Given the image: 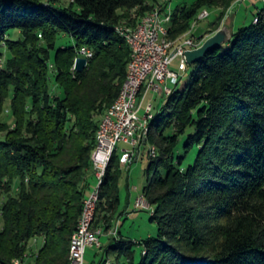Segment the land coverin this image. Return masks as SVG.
Instances as JSON below:
<instances>
[{
    "label": "trees",
    "instance_id": "1",
    "mask_svg": "<svg viewBox=\"0 0 264 264\" xmlns=\"http://www.w3.org/2000/svg\"><path fill=\"white\" fill-rule=\"evenodd\" d=\"M231 1L176 6L168 37L184 33L204 7ZM156 4L0 0V114L7 102L15 119L0 134V264H70V238L88 193L83 173L100 116L117 97L130 57L116 26L135 24ZM132 9L138 18L130 17ZM12 29L21 38H10ZM59 36L73 44L57 45ZM4 48L11 54L5 61ZM82 48L93 55L77 71ZM193 65L189 81L173 88L149 122L157 156L143 192L154 205L156 235L141 239L138 260L134 242L118 236L108 251L115 260L90 264H264V7ZM50 75L61 94L49 91ZM194 148L193 161L183 166ZM120 167L115 152L100 185L94 228L106 216L104 205L118 203ZM35 237L42 245L27 257Z\"/></svg>",
    "mask_w": 264,
    "mask_h": 264
},
{
    "label": "built area",
    "instance_id": "2",
    "mask_svg": "<svg viewBox=\"0 0 264 264\" xmlns=\"http://www.w3.org/2000/svg\"><path fill=\"white\" fill-rule=\"evenodd\" d=\"M172 10L168 4L166 6L156 4L154 9L141 16L135 24L116 26L130 48V57L119 93L99 120L96 144L91 152V164L99 182L85 197L76 228L71 235L70 264H85L87 247H101L102 231L98 227H93L100 185L113 154L117 153L119 142L130 145L118 153L120 164L124 166L136 160L139 146L147 142L149 122L154 117L153 104L147 102L143 105L147 93L154 91L159 94H170L173 88L168 82L177 84L180 76L179 72L170 68V64L179 57V70H186L188 64L184 57L185 50L199 46L194 37L182 42L168 37ZM208 16L207 10H202L198 15L199 18ZM92 55L91 50L82 48L77 57H85L88 62ZM149 156L152 158L157 156L154 145H151ZM146 203L143 195L136 199L137 206H145Z\"/></svg>",
    "mask_w": 264,
    "mask_h": 264
},
{
    "label": "rangeland",
    "instance_id": "3",
    "mask_svg": "<svg viewBox=\"0 0 264 264\" xmlns=\"http://www.w3.org/2000/svg\"><path fill=\"white\" fill-rule=\"evenodd\" d=\"M149 1L155 2V0ZM163 1L171 8H176V6H179L180 4H188L192 0H157V2L161 3ZM59 2L61 4H67L69 0H59ZM263 7L264 0H232L225 5L221 4L218 6L204 7L202 10H207L209 12V16L206 18H199L198 15L202 10L199 11V13L190 21L189 28L175 39L182 42L187 38L194 37V41L200 45L208 36H211L225 24H233V31H235L237 28L251 23L254 15L263 9ZM119 13H123V11L119 10ZM128 13L130 14V17H139L136 9H132ZM131 23L132 21H130V24ZM120 24L124 26L128 23L126 20H122ZM8 36L12 39H18L21 38V33L17 29H12L9 31ZM40 44H43L42 40H40ZM56 44L69 46L73 44V40L70 36H59ZM10 56V52L4 48L2 56L3 61L8 59ZM179 61L180 58L177 57L170 64V68L180 74L177 84L172 83L171 81L168 82L172 88L183 87L189 81L194 69L193 64H188L186 70H179ZM48 89L53 95L57 93L61 94L58 85L53 80L52 75H50L48 79ZM172 91L173 90H171V92ZM167 97L168 94H159L158 92L149 91L143 105L147 102H151L153 104L152 111L156 114L165 104ZM142 113L143 110H141L140 114ZM97 119H99V116ZM0 126L1 129L4 128L0 132L1 135H3L7 129H12L15 126V119L11 114L9 104L7 102L3 106V111L0 114ZM151 145L154 144L151 143L150 139H148L146 143L139 146V154L135 161L127 166L121 165L119 169L120 172L117 192L119 199L118 203L114 207H110L108 204H105V209H101L100 213H102V215L106 214L105 218L100 221V227H98L102 231L100 235V242L102 246L100 248L96 246L87 247L85 252V264H90L93 259H95L94 262L96 263L102 258H105L107 262L114 261L116 255L111 252L108 253L110 250L109 244L112 238H116L118 236H122L134 242L132 249L135 259L138 260L141 256L142 250V244H140L141 239L156 235L157 224L155 221L150 219L154 205L147 200L146 195L143 192L144 185L147 183L148 166L151 160V157L149 156ZM129 146L130 145L128 143L119 142L117 145V153H119L123 148ZM195 154V148L189 151L185 155L182 165L186 166L191 163ZM98 182L99 179L97 178L96 172L92 164L89 163L83 173V184H85L88 188L87 195L96 187ZM141 195H143L147 201L145 206L136 205V199ZM42 242V237H35L31 239L27 244V257H29L31 253H35L42 245ZM123 258L124 257L120 259ZM14 264H21V262L19 259H15Z\"/></svg>",
    "mask_w": 264,
    "mask_h": 264
},
{
    "label": "water",
    "instance_id": "4",
    "mask_svg": "<svg viewBox=\"0 0 264 264\" xmlns=\"http://www.w3.org/2000/svg\"><path fill=\"white\" fill-rule=\"evenodd\" d=\"M233 24H225L220 27L211 36H208L202 44L199 46L186 49L184 52V57L187 64H194L198 60L202 59L205 53L212 48H219L226 42H229L233 37ZM87 64V59L85 57H77L75 59L74 69L77 71H82Z\"/></svg>",
    "mask_w": 264,
    "mask_h": 264
},
{
    "label": "crops",
    "instance_id": "5",
    "mask_svg": "<svg viewBox=\"0 0 264 264\" xmlns=\"http://www.w3.org/2000/svg\"><path fill=\"white\" fill-rule=\"evenodd\" d=\"M161 3V2H160ZM161 4H163V6H166L167 5V3H164V1L161 3ZM233 29H234V26L232 27ZM147 97V96H146ZM101 246H102V244H101ZM86 263V262H85Z\"/></svg>",
    "mask_w": 264,
    "mask_h": 264
}]
</instances>
